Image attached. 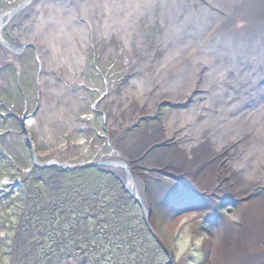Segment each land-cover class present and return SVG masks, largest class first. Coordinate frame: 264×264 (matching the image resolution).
I'll return each instance as SVG.
<instances>
[{"label": "rangeland", "instance_id": "rangeland-1", "mask_svg": "<svg viewBox=\"0 0 264 264\" xmlns=\"http://www.w3.org/2000/svg\"><path fill=\"white\" fill-rule=\"evenodd\" d=\"M113 1L0 0V264H239V238L264 264V133L248 116L262 66L238 76L255 93L233 90L238 70L173 52L186 35L168 30L164 0ZM210 83L227 112H206Z\"/></svg>", "mask_w": 264, "mask_h": 264}, {"label": "bare ground", "instance_id": "bare-ground-1", "mask_svg": "<svg viewBox=\"0 0 264 264\" xmlns=\"http://www.w3.org/2000/svg\"><path fill=\"white\" fill-rule=\"evenodd\" d=\"M164 1L166 2V3H164L166 5H165V9L163 10V11H165V14H164L165 16L164 15L163 16H164V19L167 21L166 25H167L168 30H169V26H172L175 22H178V25H180L181 33H183V34H181V35L179 34V35L180 36H183L184 34L186 35L183 40L181 38V40H182L180 42L181 46H178L175 49L172 48L173 52H175L176 50L178 51L177 55L180 56V59L182 58L181 56H184V57L187 55L191 56V57L194 56V58L196 60H199V59L205 60V62H207L209 65L210 64L213 65L215 69H217V66H219V65H220L221 69L228 68L231 66V68H233L235 72H237V70H238V72L235 74L229 73L230 77H228V78L231 79L233 81V84H234L232 86L229 85V87L233 88V90H238L239 87L242 85L243 89H245V91L247 93H250L251 90H254V93H255L258 90L255 87L251 86L254 82H252V84H249L247 81V80H249L248 78L244 77L243 79H238V76H240V75L250 76V73L254 72L252 70V68L256 69V67L259 68L261 66H262L261 69L263 71L260 70L259 74L264 73V19H260L258 17V16H264V0H207V4L205 6H200V8H198L197 10L190 9L188 7V3H186L187 2L186 0H164ZM256 19H257V24L256 25L252 24L251 21L253 22V20H256ZM248 20L250 21V23H249L250 27H249V25H246V23L249 22ZM216 24L220 25L219 29H220V27H222L223 29L218 31V33H219L218 37L213 38V39H209V38H212L214 35H216V29H211V27L216 25ZM252 26H257V27H255V29L256 28H263V30H261L263 35L261 37L259 36L260 38H257V39L253 38L254 40H250V42H253L252 46H251L252 52L247 54L246 50L244 51V49H243V44H245V42L248 41L247 36L245 35V31L250 30ZM221 34H222V36H221ZM125 35H127V34H125ZM167 38L168 37H166V39ZM203 38L209 39L211 41V43H209L207 41V45L204 47L203 45H201V43H202L201 41H205ZM31 40L32 39L29 40L27 38H24V41H26V42H33ZM259 40H260V42H259ZM15 41L19 42V39L13 37L12 42L15 43ZM197 44H199L200 47L197 48V50L195 52V51H193V48L195 46H197ZM170 45L174 46L173 44H170ZM170 51H171V48L167 49L166 52L169 53ZM168 53H166V55ZM164 59H165V57H164ZM185 61H186L185 64H184V62H182L180 67H182L184 65L185 66L190 65L192 60L188 59ZM223 70H225V69H223ZM228 72H231V71H228ZM262 74L260 75V77L262 76ZM189 75L190 74H188V76ZM252 75L253 74H251V76ZM188 76L187 75H181V76L177 75L173 82L171 80V83L174 84L173 85L174 86V88H173L174 92H177L179 89L180 90L182 89V91H183V88L185 87L186 82L187 81L189 82V79L191 78L190 77L191 75L189 77ZM216 85H217V83H215V84L210 83L209 84V89L211 90V91H209V92H211V94L209 96L212 98L211 99L212 101H214L215 99L218 100L217 97L218 98L222 97V94L220 96V93L223 92V88L221 86H219L220 89H217L218 86H216ZM218 90H219V92H218ZM220 90H221V92H220ZM240 90H242L241 87H240ZM167 93H169V92L167 91ZM261 93H264L263 89H262ZM222 100H218L217 103H215V102L212 103V101L206 102L208 105H212L211 110H209L210 109L209 107L206 110L208 115H213L214 113L219 114L220 112L224 113L225 110L227 112L228 108H222V107H224L222 104ZM257 106H258V108L254 112H251V114H248L249 117H253L250 119V121H252L253 124L257 125V126L252 127L253 130L251 132L252 134L255 133L256 135L264 133V119L261 118L262 114L261 115L258 114V112L261 111L260 108H264V104L263 103L259 104V105L257 104ZM203 108H205V107H203ZM222 110H224V111H222ZM230 114H232V113H230ZM237 116H238V114H237ZM213 121H216V123L218 122V120H213ZM251 124H250V126H251ZM237 125H239V124H237ZM251 138H252V135L250 134L249 139H251ZM226 139H224V140H226ZM255 141H256V138H255ZM251 148H253V145L246 148V149H249V151H252ZM207 152L208 151L204 150L203 156H199V157L200 158L201 157L207 158ZM107 159H109L111 161L115 160L114 157H108ZM124 159H126V158L123 157V159L120 161L121 166H122V164H124V167H125V168L123 167L124 173L122 174V171L120 172L118 170V168L117 169L115 168L117 171L115 169H114V171H116L115 173L118 176L120 175L118 173V171H119L122 174L123 179H127V181H129L130 184L133 183V185H132L133 187L131 189L133 191H135V190L137 191L138 186H137L136 182H138V176L133 174V171H135V170L132 169V167L130 165L131 162L124 161ZM198 163L199 164L201 163V165L205 164L207 170L210 168V163L208 162V160H205V161L203 160V161L198 162ZM119 165H120V163H119ZM119 165H118V167L122 168ZM112 171H113V169H112ZM208 175H209V173H208ZM125 176L127 178H125ZM248 237H249V235H248ZM238 241H239L238 243H237V240H236V242L234 240H231V242L227 241V243H230V245L227 244V246L228 245L231 246V249H232L231 252L229 251L230 252L229 255L239 256V258L241 260V263H239V264H257L256 262H258V259H256L257 255H255V254H257L258 252H255V251L252 252L251 251L250 253H246L244 250V247L242 245H240V243H241L240 238L238 239ZM235 248H237L238 253L237 252L234 253V251L236 250Z\"/></svg>", "mask_w": 264, "mask_h": 264}, {"label": "water", "instance_id": "water-1", "mask_svg": "<svg viewBox=\"0 0 264 264\" xmlns=\"http://www.w3.org/2000/svg\"><path fill=\"white\" fill-rule=\"evenodd\" d=\"M32 148V147H31ZM35 153H34V151H33V155H34ZM66 165V164H65ZM122 166H124V164H122ZM125 187H127V189H128V183H126V186ZM137 196V195H136ZM135 196V197H136ZM138 197V196H137ZM137 200H138V203L140 204V206L143 208V213H144V217L143 218H145V220L146 221H149V211H146L145 209H146V207H147V205H146V203L145 202H143V200L141 199V197H139V198H137ZM146 206V207H145Z\"/></svg>", "mask_w": 264, "mask_h": 264}, {"label": "flooded vegetation", "instance_id": "flooded-vegetation-1", "mask_svg": "<svg viewBox=\"0 0 264 264\" xmlns=\"http://www.w3.org/2000/svg\"><path fill=\"white\" fill-rule=\"evenodd\" d=\"M19 3H20V1H19ZM19 8H20V7H19ZM15 43H16V41H15ZM206 160H207V159H206ZM204 161H205V160H204ZM215 201H216V200H215ZM222 201H223V200H222ZM229 202H230L229 200H227L226 202L224 201V203H229ZM215 204H216V205L219 204V203H218V200L216 201ZM217 207H218V206H217ZM221 223H222V222H221ZM221 223L219 222V224H221ZM217 224H218V222L213 223V225H214L213 227H216V228H217L218 225H219V224H218V225H217Z\"/></svg>", "mask_w": 264, "mask_h": 264}, {"label": "trees", "instance_id": "trees-1", "mask_svg": "<svg viewBox=\"0 0 264 264\" xmlns=\"http://www.w3.org/2000/svg\"><path fill=\"white\" fill-rule=\"evenodd\" d=\"M70 171H71V170H70ZM72 172H73V171H71V173H72ZM97 173H98V172H97ZM97 173H96V174H97ZM98 175H99V174H98ZM116 189H117V188H115V190H116Z\"/></svg>", "mask_w": 264, "mask_h": 264}]
</instances>
